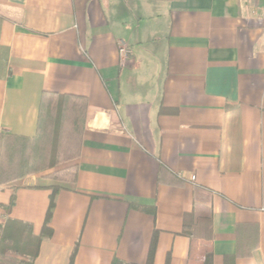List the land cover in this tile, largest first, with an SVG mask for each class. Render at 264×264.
Returning a JSON list of instances; mask_svg holds the SVG:
<instances>
[{
  "label": "crops",
  "instance_id": "1",
  "mask_svg": "<svg viewBox=\"0 0 264 264\" xmlns=\"http://www.w3.org/2000/svg\"><path fill=\"white\" fill-rule=\"evenodd\" d=\"M44 91L87 105L33 264H264V0H0V137ZM39 176L0 187V233L40 234Z\"/></svg>",
  "mask_w": 264,
  "mask_h": 264
},
{
  "label": "trees",
  "instance_id": "2",
  "mask_svg": "<svg viewBox=\"0 0 264 264\" xmlns=\"http://www.w3.org/2000/svg\"><path fill=\"white\" fill-rule=\"evenodd\" d=\"M87 102L84 97L73 94L41 93L38 109L37 128L33 136L9 134L0 137V187L22 179L43 167L50 144L48 166H56L61 161H72L78 154L84 125ZM51 161V162H50ZM65 176L58 171L40 175L36 186L51 189L49 204L39 235H33L31 225L8 219L0 233V264H33L43 238L52 235L50 219L55 206V196L60 189L70 188L75 183L76 164L65 168ZM14 199L6 206L9 211ZM133 206V205H132ZM149 212L154 214V207ZM74 247L69 264H73ZM11 253L13 256H6ZM20 256V257H17ZM153 247L150 248L145 264H151ZM111 264H132L114 259ZM204 264H212L208 254Z\"/></svg>",
  "mask_w": 264,
  "mask_h": 264
},
{
  "label": "rangeland",
  "instance_id": "3",
  "mask_svg": "<svg viewBox=\"0 0 264 264\" xmlns=\"http://www.w3.org/2000/svg\"><path fill=\"white\" fill-rule=\"evenodd\" d=\"M49 147H50V144L48 143L47 145V154L45 156V160L43 162V167H41L40 170H37L36 172L32 173V174H29V175H45L49 172H53V171H58L59 172V175L61 176H65L64 174H66V172H62L64 170H66L65 168L69 167L71 165V161H61L62 158H60L58 164L56 166H48L46 164H48L47 160H50V156H48V150H49ZM51 162V161H50ZM68 171V170H66ZM19 180V179H18Z\"/></svg>",
  "mask_w": 264,
  "mask_h": 264
},
{
  "label": "built area",
  "instance_id": "4",
  "mask_svg": "<svg viewBox=\"0 0 264 264\" xmlns=\"http://www.w3.org/2000/svg\"><path fill=\"white\" fill-rule=\"evenodd\" d=\"M128 51L129 50L127 49V47L125 46V44H123V42H120V47H119V53H120V55L126 56V54H127ZM192 179H193V177H192Z\"/></svg>",
  "mask_w": 264,
  "mask_h": 264
}]
</instances>
